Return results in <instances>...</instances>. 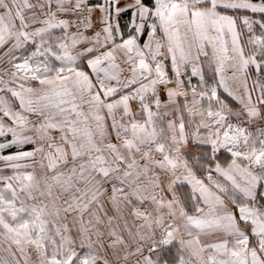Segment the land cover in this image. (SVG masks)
<instances>
[{
    "label": "snow or ice",
    "instance_id": "6c2138e0",
    "mask_svg": "<svg viewBox=\"0 0 264 264\" xmlns=\"http://www.w3.org/2000/svg\"><path fill=\"white\" fill-rule=\"evenodd\" d=\"M0 264H264V0H0Z\"/></svg>",
    "mask_w": 264,
    "mask_h": 264
}]
</instances>
